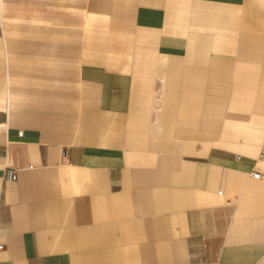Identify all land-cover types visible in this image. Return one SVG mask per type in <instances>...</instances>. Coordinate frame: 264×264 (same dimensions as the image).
<instances>
[{"label":"crops","instance_id":"1","mask_svg":"<svg viewBox=\"0 0 264 264\" xmlns=\"http://www.w3.org/2000/svg\"><path fill=\"white\" fill-rule=\"evenodd\" d=\"M0 244L264 264V0H0Z\"/></svg>","mask_w":264,"mask_h":264},{"label":"built area","instance_id":"2","mask_svg":"<svg viewBox=\"0 0 264 264\" xmlns=\"http://www.w3.org/2000/svg\"><path fill=\"white\" fill-rule=\"evenodd\" d=\"M20 134H22V133H20ZM240 158H241L240 156H237V159H240ZM252 176L255 177V178H260L261 177V173L254 172L252 174ZM5 178L8 181H17L18 180L17 170L12 169V168L6 169V171H5ZM3 248H4V246L2 244H0V250L3 249Z\"/></svg>","mask_w":264,"mask_h":264}]
</instances>
